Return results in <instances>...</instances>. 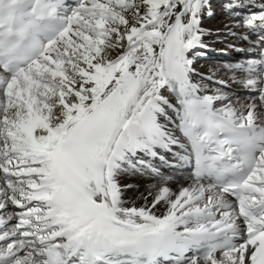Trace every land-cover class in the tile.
I'll return each instance as SVG.
<instances>
[{"label":"snow or ice","instance_id":"snow-or-ice-1","mask_svg":"<svg viewBox=\"0 0 264 264\" xmlns=\"http://www.w3.org/2000/svg\"><path fill=\"white\" fill-rule=\"evenodd\" d=\"M0 264H264V0H0Z\"/></svg>","mask_w":264,"mask_h":264},{"label":"bare ground","instance_id":"bare-ground-1","mask_svg":"<svg viewBox=\"0 0 264 264\" xmlns=\"http://www.w3.org/2000/svg\"><path fill=\"white\" fill-rule=\"evenodd\" d=\"M72 2V0L70 1ZM220 25V21H219V18H213V19H206L205 22H204V26L207 27V28H212V29H215L216 27H218ZM216 50H220L222 49L224 46L222 44H215L213 46ZM238 47H243V45H239ZM228 52H231L232 54L235 55V58H234V62H239L241 61L242 59L245 58V53H240L238 51L235 52V50H232V49H228L226 50ZM237 54H240V55H237ZM223 63H230V61L228 62H206V61H203L202 58L199 59L198 61V65L197 67L202 70L203 72L207 73L208 69L211 67V68H216L220 65H222ZM228 75H230L229 73H226L224 71H221L219 73V76H222L224 77L225 79H227Z\"/></svg>","mask_w":264,"mask_h":264},{"label":"rangeland","instance_id":"rangeland-1","mask_svg":"<svg viewBox=\"0 0 264 264\" xmlns=\"http://www.w3.org/2000/svg\"><path fill=\"white\" fill-rule=\"evenodd\" d=\"M237 55H240V54H237ZM234 58H235V55L232 54L231 52H228V51L222 52L219 50H214V51H209L205 57H202V60L206 62H209V61L210 62H228L230 61V63H233ZM237 91L242 92L243 90L237 89Z\"/></svg>","mask_w":264,"mask_h":264}]
</instances>
